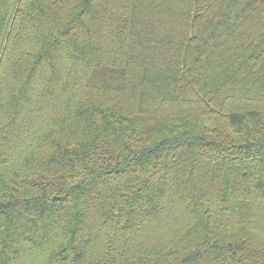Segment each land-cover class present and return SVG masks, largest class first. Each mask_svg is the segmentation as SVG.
<instances>
[{
  "label": "trees",
  "instance_id": "1",
  "mask_svg": "<svg viewBox=\"0 0 264 264\" xmlns=\"http://www.w3.org/2000/svg\"><path fill=\"white\" fill-rule=\"evenodd\" d=\"M0 264H264V0H0Z\"/></svg>",
  "mask_w": 264,
  "mask_h": 264
}]
</instances>
